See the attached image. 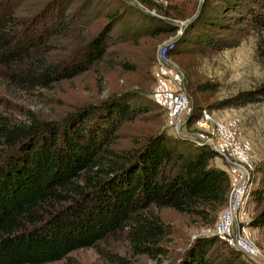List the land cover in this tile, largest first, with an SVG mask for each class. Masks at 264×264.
<instances>
[{"label":"trees","instance_id":"1","mask_svg":"<svg viewBox=\"0 0 264 264\" xmlns=\"http://www.w3.org/2000/svg\"><path fill=\"white\" fill-rule=\"evenodd\" d=\"M17 1L0 0V86L10 83L33 92L88 70L99 71L97 65L110 52L109 26L90 38H84L85 30L79 31L74 46L65 54H54L52 36L71 38L77 30L73 14H66L74 0H36L37 7L28 14ZM140 1L161 11L145 16L152 21L146 33L155 38L149 54L155 63L156 39L178 28L169 17L184 18L189 7ZM208 3L173 41L169 55H181L186 42L212 49L236 46L253 30L264 60V0H226L225 10L207 9ZM121 65L138 68L130 60ZM98 79L99 87L106 85L105 76ZM262 99L264 82L231 97L233 104ZM152 108L136 90L80 106L64 124L42 119L33 110L24 120L0 112V264L54 261L80 247L98 249L106 238L126 243L129 253H109L111 264H139L140 256L163 264L171 255L174 228L162 217L161 208L172 207L215 226L233 187L227 168L213 161L220 151L192 134H173L166 128L134 137L130 146L119 143L120 127ZM201 113L191 114L184 125ZM251 193L260 207L250 224L263 228L264 190ZM214 244L218 261L211 258ZM250 261L229 239L213 234L196 237L176 264Z\"/></svg>","mask_w":264,"mask_h":264},{"label":"rangeland","instance_id":"2","mask_svg":"<svg viewBox=\"0 0 264 264\" xmlns=\"http://www.w3.org/2000/svg\"><path fill=\"white\" fill-rule=\"evenodd\" d=\"M153 1L168 6L176 5V8L183 4L189 7L186 17H169L174 20L178 28L173 32L163 33L156 39L157 57L160 44L166 40L176 41L191 22L189 20L195 14H199L206 0H191L190 3L185 0ZM225 2L226 0H209L207 9L222 6L225 10L228 5ZM17 3H21V12L25 14L37 7L36 0H18ZM158 12H161L158 7H148L140 0H74L66 14H73L74 23L77 24L74 26L77 30L71 38L58 34L52 36L50 41L52 53L65 54L74 46L79 31L85 30L84 38H90L99 30L107 29L106 27L109 26L107 44L110 52L97 65L99 71L88 70L33 92L5 83L0 86V112L12 115L17 120H24L28 110H33L42 119L64 124L66 118L71 113H75L80 106L96 103L112 93L125 91L135 93L138 90L143 102L151 104L153 108L142 118L132 122L127 121L120 127L117 135L119 143L121 146H130L134 137L139 138L150 130L166 128L173 134L181 133L177 130L176 124L180 125L182 122L186 124L191 114H200L206 108L217 118L237 119L241 130L240 139L246 147L248 160L254 162V168L251 170L253 190L259 188L264 190V99L246 104H233L231 100V97L239 91L258 87L264 82V60L258 55L257 33L249 30V33L242 37L240 44L222 49H212L204 43L186 42L182 44L185 50L181 55L169 56L171 64L184 72L182 83L191 96V107L180 117L175 118L169 114L165 101L159 94L161 93L159 80L169 84V88L165 89L166 92L170 90L169 93L176 89L178 83L171 78L169 65L162 64L158 58L155 63H151L149 58L155 38L146 33L152 21L145 16L148 13L159 14ZM114 15L116 17H112ZM46 24L44 21L41 22V26ZM239 24L237 23L236 26ZM241 24L245 26V23ZM216 30L218 33H228L224 29L216 28ZM123 60L136 62L137 70L125 68L121 65ZM102 75L106 78V85L99 87L98 78ZM196 120L186 126L183 124L180 128L189 131L195 138L198 137L196 134L204 136L211 145L213 141L218 144L221 152L213 158V161L227 168L234 179L238 176V172L230 165L237 160L228 153L227 156L222 154V151H228L226 142L200 127ZM199 141L202 142L200 139ZM246 162V159L239 161L243 165ZM259 207L256 194L251 193L246 204V212L249 216L247 231L264 256V227L250 224V219ZM160 213L166 221L172 223L174 228L173 240L169 244L171 255L169 258H164L163 264H176L182 252L196 237L216 234L214 226L195 221L188 214L172 207H163ZM215 247L216 244L210 251L211 258L218 261L220 257L215 254ZM114 250L129 255L126 243L106 238L99 243L98 249L93 246L80 247L69 252L65 258L37 264H111L107 261L106 255ZM138 262L156 264L146 256H140ZM250 263L264 264V261L253 260Z\"/></svg>","mask_w":264,"mask_h":264},{"label":"built area","instance_id":"3","mask_svg":"<svg viewBox=\"0 0 264 264\" xmlns=\"http://www.w3.org/2000/svg\"><path fill=\"white\" fill-rule=\"evenodd\" d=\"M174 40H166L160 44L157 52V58L162 64L169 65V74L178 84L175 90L169 93L165 99V105L169 114L173 117H180V115L187 111L191 106V96L184 88L182 83L184 72L171 64L169 48ZM185 122H183L184 124ZM196 123L205 130L218 137L217 139L226 142L228 151H222L223 155L227 153L235 158V163L240 169V175L236 176L233 181V187L229 196V201L226 207L221 211V214L214 226L216 234L229 239L238 249L251 260L264 261V256L261 249L255 244L249 235L248 221L249 216L246 212V204L249 201L250 194L253 189V181L251 178V170L254 168V162L248 160L246 147L240 139L241 130L239 123L235 118L220 119L217 118L213 112L208 109H203ZM182 124V126H183ZM180 132L192 134L189 131L180 128ZM197 137V136H196ZM202 142H208L204 136ZM212 140V138H208ZM213 146L220 151L218 144L212 142ZM221 152V151H220ZM246 159V164H241V160ZM243 166V167H242Z\"/></svg>","mask_w":264,"mask_h":264},{"label":"crops","instance_id":"4","mask_svg":"<svg viewBox=\"0 0 264 264\" xmlns=\"http://www.w3.org/2000/svg\"><path fill=\"white\" fill-rule=\"evenodd\" d=\"M169 84L167 83V82H163V81H161V80H159V90H160V92L161 93H159L160 95H161V97L164 99L163 101H165V98H166V96L168 95V93L170 92V90L168 91V92H166L167 90H165V89H167V88H169V86H168ZM164 95H166V96H164ZM219 165H222V164H220V163H218ZM223 166V165H222ZM232 168H235L236 169V171L238 172V175H240V169H239V167L238 166H236V165H230ZM233 181H234V179H233Z\"/></svg>","mask_w":264,"mask_h":264},{"label":"water","instance_id":"5","mask_svg":"<svg viewBox=\"0 0 264 264\" xmlns=\"http://www.w3.org/2000/svg\"><path fill=\"white\" fill-rule=\"evenodd\" d=\"M197 15H198V13L195 14V15L193 16V18H192L191 20H189V22H190V21H193V20L196 18ZM189 22H188V23H189ZM182 124H183V122H182ZM182 124H181V125H182ZM196 136H198L197 138H200V139L204 140V138H203L202 136H200L199 134H196ZM242 167H243V166H242Z\"/></svg>","mask_w":264,"mask_h":264}]
</instances>
